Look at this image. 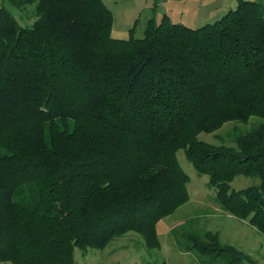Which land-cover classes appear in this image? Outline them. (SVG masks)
Listing matches in <instances>:
<instances>
[{
    "label": "trees",
    "instance_id": "trees-1",
    "mask_svg": "<svg viewBox=\"0 0 264 264\" xmlns=\"http://www.w3.org/2000/svg\"><path fill=\"white\" fill-rule=\"evenodd\" d=\"M10 2L36 19L0 8V263L75 264L127 233L159 249L158 222L189 200L179 150L264 237V4L237 0L196 29L152 17L116 39L103 0ZM252 117L233 145L198 139ZM239 175L258 182L232 190ZM176 244L201 264L249 261L207 232Z\"/></svg>",
    "mask_w": 264,
    "mask_h": 264
},
{
    "label": "rangeland",
    "instance_id": "rangeland-1",
    "mask_svg": "<svg viewBox=\"0 0 264 264\" xmlns=\"http://www.w3.org/2000/svg\"><path fill=\"white\" fill-rule=\"evenodd\" d=\"M264 4V0H247ZM113 14L111 35L126 39L133 29L136 38L143 36L146 21L155 18L160 21L167 15L171 22L193 29L211 24L222 18L237 6V0H103ZM0 8L10 12L21 27L30 26L36 19L35 3L22 8L12 5L10 0H0ZM257 118L249 124L226 123L212 134L201 133L198 139L214 145H233L234 136L249 131ZM177 161L189 177V200L172 215L157 224L160 248L147 250L144 241L136 233H127L116 238L103 250L88 249L84 253L75 249V264H201L195 251L183 252L176 239L184 240L185 234L216 236L220 245L232 247L249 258L237 264H264V237L247 221L239 220L227 213L215 201V191L207 184V176H200L184 157L177 152ZM256 178L236 176L231 182L232 190H241L257 184ZM36 193L25 187L17 199L25 205L33 204ZM174 230V232L172 231ZM176 232V234H175ZM208 239V238H203ZM179 247V248H178ZM8 264V263H0Z\"/></svg>",
    "mask_w": 264,
    "mask_h": 264
},
{
    "label": "crops",
    "instance_id": "crops-1",
    "mask_svg": "<svg viewBox=\"0 0 264 264\" xmlns=\"http://www.w3.org/2000/svg\"><path fill=\"white\" fill-rule=\"evenodd\" d=\"M150 19V18H149Z\"/></svg>",
    "mask_w": 264,
    "mask_h": 264
}]
</instances>
